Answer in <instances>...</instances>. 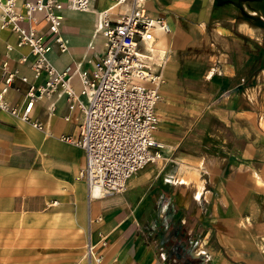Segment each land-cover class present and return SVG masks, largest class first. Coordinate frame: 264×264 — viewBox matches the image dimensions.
Returning a JSON list of instances; mask_svg holds the SVG:
<instances>
[{"label":"crops","instance_id":"crops-1","mask_svg":"<svg viewBox=\"0 0 264 264\" xmlns=\"http://www.w3.org/2000/svg\"><path fill=\"white\" fill-rule=\"evenodd\" d=\"M146 8L170 28H156V48L168 52L157 105L162 159L122 194L90 202L79 176L84 151L60 139L79 134L80 111L55 96L52 113L51 101L39 100L40 130L0 109V233L65 223L76 249L70 264H264V0H147ZM130 9V1L93 0L91 11L63 10L69 49L54 43L49 57L59 69L76 68L78 92L77 74H92L105 51L104 13L115 20ZM37 27L48 35L44 21ZM16 43L0 29V60ZM22 54L27 46L9 53L11 65L43 84L47 76L35 79ZM1 76L0 68V87ZM17 84L6 95L13 104L28 87ZM90 215L102 220L90 226ZM31 243L22 238L23 247Z\"/></svg>","mask_w":264,"mask_h":264},{"label":"built area","instance_id":"built-area-1","mask_svg":"<svg viewBox=\"0 0 264 264\" xmlns=\"http://www.w3.org/2000/svg\"><path fill=\"white\" fill-rule=\"evenodd\" d=\"M130 1L131 9L113 19L107 14L102 28L105 37L103 56L94 63L92 74L78 73L82 88L78 92L72 83L77 70L73 66L59 69L50 59L53 44L62 52L68 41L62 35L63 10L69 4L85 10L93 0H0V26L17 35L16 45L6 44L7 58L0 60L2 70L0 109L11 116L44 130L41 121L33 117L36 103L52 97L65 98L70 111L79 110L82 120L79 134H62L60 139L83 149L85 164L79 176L85 179L90 202L124 192L128 180L147 164L162 159L163 143L157 138L159 123L157 105L162 99L161 86L168 52L156 48L157 24L170 28L162 17L152 16L147 0ZM44 21L48 35L37 25ZM27 46L20 62L27 64L35 79L47 76L35 85L20 69L11 65L15 48ZM28 84L24 101L13 104L6 95L20 90L17 81ZM81 95L87 97L85 102ZM55 101L49 108L53 113ZM67 120L71 119L68 115ZM102 216L90 215V226ZM90 255L93 245H89Z\"/></svg>","mask_w":264,"mask_h":264},{"label":"rangeland","instance_id":"rangeland-1","mask_svg":"<svg viewBox=\"0 0 264 264\" xmlns=\"http://www.w3.org/2000/svg\"><path fill=\"white\" fill-rule=\"evenodd\" d=\"M39 225L43 227V231H37V223L32 222L25 227L23 232L15 234L1 232L0 264H70L73 261L72 251L76 250L70 246L72 237H74L71 229L66 227L65 223L62 225L63 227H59L57 230L53 224L48 225V223L42 222ZM14 228L19 230L22 227L15 226ZM23 237L32 239L29 247H23ZM21 248L28 250V253L22 254ZM88 249L86 245L83 253L85 259H88L86 253Z\"/></svg>","mask_w":264,"mask_h":264},{"label":"bare ground","instance_id":"bare-ground-1","mask_svg":"<svg viewBox=\"0 0 264 264\" xmlns=\"http://www.w3.org/2000/svg\"><path fill=\"white\" fill-rule=\"evenodd\" d=\"M69 0H67L66 2H68ZM122 2H125V1H122ZM126 4V3H125ZM128 6V5H127ZM66 8H68V9H72V10H78V11H91V7H89L88 9H85V10H81V9H78V8H76V7H74L73 5H67L66 6ZM65 8V9H66ZM99 10V9H98ZM107 14H110L109 12H105L104 13V22H105V19H106V16H107ZM63 19H64V15H63ZM100 20V19H99ZM98 22V21H97ZM103 23V22H102ZM62 25H63V23H62ZM156 28H160L164 33H167L168 31H165V29L163 28V26H161L160 24H157L156 25V27H155V29H154V31H155V33H156ZM0 29H1V26H0ZM68 41V40H67ZM68 49H69V44H68V46H67V49L64 51V52H66V51H68ZM167 58H168V56L166 57V60H167ZM165 63H166V61H165ZM164 66H165V64H164ZM164 69V68H163ZM162 77H163V73H162ZM87 255H89V251L87 252Z\"/></svg>","mask_w":264,"mask_h":264}]
</instances>
